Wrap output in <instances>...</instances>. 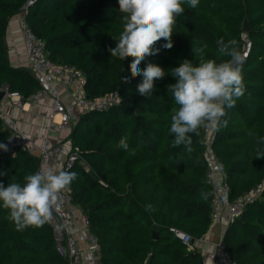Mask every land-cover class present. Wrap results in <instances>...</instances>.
I'll use <instances>...</instances> for the list:
<instances>
[{"label":"trees","instance_id":"1","mask_svg":"<svg viewBox=\"0 0 264 264\" xmlns=\"http://www.w3.org/2000/svg\"><path fill=\"white\" fill-rule=\"evenodd\" d=\"M27 1L0 0V88L24 98L39 84L31 70L9 63L5 36L9 20ZM182 7L184 14L173 26V47L161 48L139 65L143 69L151 62L166 72L154 81L149 98L136 92L142 77L131 76L133 58L121 61L108 51L123 27L118 0H34L24 13L52 62L83 71L89 97L111 91L121 97L105 111L82 112L67 137L80 154L67 170L77 173L68 188L71 203L81 209L98 239L100 264H204L193 242L183 243L170 230L175 227L196 240L211 224L203 129L193 136L191 153L182 145L172 147L169 132L175 104L167 86L176 82L170 70L184 59L198 63L192 49L203 47L206 59L220 62L218 39H235L240 52L245 44L241 34L250 39L242 63L246 91L226 110L227 126L214 132L212 148L226 172L230 198L264 181V0H199L194 9L186 3ZM165 42L161 39L155 47ZM6 135L0 120V140ZM122 138L128 150L117 146ZM35 172L37 159L26 151L0 157V183L5 186L23 184ZM8 215L0 207V264H65L49 223L16 231ZM222 238L237 264H264V189L228 223Z\"/></svg>","mask_w":264,"mask_h":264},{"label":"clouds","instance_id":"2","mask_svg":"<svg viewBox=\"0 0 264 264\" xmlns=\"http://www.w3.org/2000/svg\"><path fill=\"white\" fill-rule=\"evenodd\" d=\"M196 8L199 0H118V12L123 22L122 31L114 48L108 49L110 56L121 61L133 58L130 64L132 77L141 76L136 92L144 98L153 96L154 81L163 79L165 70L151 62L143 69L139 65L147 57L156 55L161 48L173 47V26L177 17L184 14L183 4ZM166 41L161 47L156 43ZM217 53L223 59L217 62L206 59L204 48L192 49L198 63L184 59L178 67L170 70L176 82L167 86L175 107L170 116L169 132L174 136L172 147L183 146L187 152L193 149V136L201 129L210 133L227 126L223 119L226 110L236 105L246 91L242 74L243 56L238 50L237 41L216 42ZM206 47V46H205ZM128 83L127 77H122ZM118 147L128 150L126 138ZM0 148L7 150L0 144ZM77 179V173L57 171L48 167L27 174L24 183H0V207L8 210V218L16 231L28 228H41L53 219L62 205V193ZM205 199L207 193H201ZM149 209L151 205L147 206Z\"/></svg>","mask_w":264,"mask_h":264},{"label":"built area","instance_id":"3","mask_svg":"<svg viewBox=\"0 0 264 264\" xmlns=\"http://www.w3.org/2000/svg\"><path fill=\"white\" fill-rule=\"evenodd\" d=\"M34 0H28L22 7L21 13L17 17L18 24L22 31V39L26 49L28 68L31 70L39 88L24 98L18 92H11L6 86L0 88L4 91V97L0 100V120L3 128L7 131L0 144L6 146L7 150L0 148V157L5 155H14L18 150L26 151L34 155L37 159V171L52 167L51 159L53 156L65 154L62 166L57 171H67L72 163L80 157L79 150L73 146L70 140L52 143L50 139V130L53 123H57L61 128L67 129L72 122V116L69 114L66 104L60 97V89L66 88L74 105L82 112L97 111L102 112L121 102L120 94L117 91H111L99 96L89 97L86 93V78L83 71L76 65L69 63L56 64L50 60L44 46V41L37 36L29 27L25 20L24 13L27 7ZM245 44L241 51L243 60L248 56L251 48V41L246 33L241 34ZM7 101L22 106L25 101L38 102L42 99H50L53 105V112L48 113V123L45 125L46 131L40 136V141L36 142L29 137L19 126V124L4 111V104ZM59 115V121L55 116ZM77 119V118H76ZM75 119V120H76ZM214 132L203 129V155L207 162L205 180L211 189V224L223 222L226 226L230 221L239 216L244 207L253 202L263 191L264 181L250 190L230 198V186L227 180L226 172L220 167L212 148V139ZM68 142V147L66 145ZM85 170H89V164L83 160ZM72 205L68 188L62 193V205L58 212L53 213V219L49 222L52 229V236L55 249L58 255L63 258L65 264H83L82 249L79 246L78 239L73 232V218L69 207ZM81 219L88 227V220L82 214ZM173 235L183 243L190 245L192 237L180 229L171 227ZM87 240L92 243L96 256L88 260V264H100V246L97 237L89 232ZM215 259L213 264H237L233 260L226 248V244L221 237L215 245Z\"/></svg>","mask_w":264,"mask_h":264},{"label":"crops","instance_id":"4","mask_svg":"<svg viewBox=\"0 0 264 264\" xmlns=\"http://www.w3.org/2000/svg\"><path fill=\"white\" fill-rule=\"evenodd\" d=\"M19 15V14H18ZM13 16L7 25L5 42L7 47V57L9 63L13 67H25L28 68V61L26 55V49L22 39V31L18 24L17 17ZM30 70V69H29ZM60 97L63 103L66 104L69 114L72 116V122L67 129L61 128L57 123H53L50 130V139L52 143H59L68 140L69 132L72 123L81 114V110L78 109L72 102L70 92L66 88H61ZM4 97V96H3ZM2 97V99H3ZM6 99L4 104V111L7 115L11 116L20 126V128L29 135L31 139L38 142L41 139V135L46 131L45 125L48 123V113L53 112V105L50 99H42L38 102L25 101L22 106L15 105ZM59 115L55 116V120L59 121ZM68 142L66 145L68 147ZM65 159V154L53 156L51 159V166L59 168ZM70 214L73 218V232L78 239L79 246L82 249V261L83 264H88V260L96 256V251L93 248L86 236L89 234L88 227L84 225L81 219L82 212L78 206L71 205L69 207ZM226 225L223 222H216L210 224V227L206 234L201 238L193 241L194 246L201 252L204 264H213L215 259V245L216 242L223 237Z\"/></svg>","mask_w":264,"mask_h":264},{"label":"water","instance_id":"5","mask_svg":"<svg viewBox=\"0 0 264 264\" xmlns=\"http://www.w3.org/2000/svg\"><path fill=\"white\" fill-rule=\"evenodd\" d=\"M244 29H246V28H244ZM3 96H4V91L0 90V100L2 99ZM152 236L156 238L157 237V232L153 231ZM193 241H194V239L192 238L191 243Z\"/></svg>","mask_w":264,"mask_h":264}]
</instances>
